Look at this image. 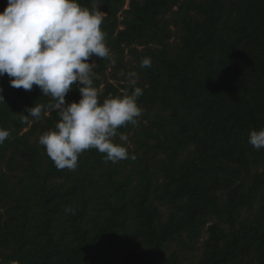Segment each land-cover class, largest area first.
Segmentation results:
<instances>
[{"label":"trees","instance_id":"trees-1","mask_svg":"<svg viewBox=\"0 0 264 264\" xmlns=\"http://www.w3.org/2000/svg\"><path fill=\"white\" fill-rule=\"evenodd\" d=\"M127 1L77 0L101 12L110 50L89 61L99 102L133 91L121 72L143 90L113 141L127 159L91 148L57 169L34 139L56 101L0 77V264H264V148L248 143L264 128V0Z\"/></svg>","mask_w":264,"mask_h":264},{"label":"clouds","instance_id":"clouds-1","mask_svg":"<svg viewBox=\"0 0 264 264\" xmlns=\"http://www.w3.org/2000/svg\"><path fill=\"white\" fill-rule=\"evenodd\" d=\"M101 24V12L81 7L77 0H7L0 13V77L6 74L16 89L30 91L35 85L43 96L56 101L51 107L60 110L59 120L38 143L59 170H75L79 155L91 148L106 154V162L127 159L126 147L113 138L118 128L134 125L142 113L137 100L143 90L136 86V72L120 73L133 88L130 94L110 95L99 102L94 86L99 79L93 71L96 63L89 61L92 56L110 58ZM151 63L145 57L140 66ZM73 85H78L80 99L68 103L65 97ZM0 101L4 102L2 95ZM43 108L38 104L27 108L25 120L39 118ZM9 135L0 129V145ZM119 139L126 142L127 136L120 133ZM248 143L256 150L264 148V128L251 131Z\"/></svg>","mask_w":264,"mask_h":264},{"label":"rangeland","instance_id":"rangeland-1","mask_svg":"<svg viewBox=\"0 0 264 264\" xmlns=\"http://www.w3.org/2000/svg\"><path fill=\"white\" fill-rule=\"evenodd\" d=\"M129 5H130V0L127 1L126 5H125V7H124V10L129 9ZM122 16H123V12H121L120 15H119L120 20L122 19ZM168 18H169V16H167V19H168ZM171 30H172L173 33H175V34L178 33V29H177L176 27H174V26H171ZM174 41H178V38H173L171 42H174ZM93 62H95V61H93ZM98 92H99V91H98ZM28 130H29V128L25 129L24 132H25V131H28ZM132 135H133V133H130V134L128 135V137H127V141L125 142V144H126L129 148H131V149L134 148V144L132 143L131 140H129V137L132 136ZM40 136H41V134H40V132H38V133L35 135L34 139H37V141H39ZM116 138H117V136L113 138V141L116 140ZM120 142H121V143H124V142H122V141H120ZM162 211L165 213V216H166V214H168V211H167L166 207H162ZM201 243H202V242H201ZM199 247H200V246H199ZM175 248H178V246H177V245H173V246L168 250V253H170V252H171L172 250H174ZM194 252H195L196 255H199V254L201 253V250H196V251H194ZM189 257H190V258L193 257V252H192V255H189Z\"/></svg>","mask_w":264,"mask_h":264}]
</instances>
